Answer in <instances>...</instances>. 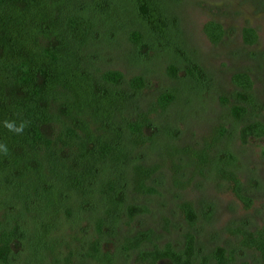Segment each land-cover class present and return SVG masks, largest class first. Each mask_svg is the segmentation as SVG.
<instances>
[{
  "label": "rangeland",
  "instance_id": "obj_1",
  "mask_svg": "<svg viewBox=\"0 0 264 264\" xmlns=\"http://www.w3.org/2000/svg\"><path fill=\"white\" fill-rule=\"evenodd\" d=\"M80 1L95 23L88 47L77 55L71 72L85 89L80 118L92 133L112 126L125 157L113 169H99L87 198L63 192L56 206L33 202L31 212L14 198L0 171V231L14 224V217L22 219L27 231L8 264H52L70 251L75 264H100L85 253L98 236L96 223L106 209L98 184L110 176L122 180L119 211L103 230L113 264H148L140 260V251L167 244L181 251L188 232L196 236V262L222 246L233 253L231 264H264L260 254L243 248L240 235L234 233L239 228L256 232L264 226V139L252 138L244 144L240 137L243 126L264 123V0ZM209 21L225 29L218 45L204 32ZM246 27L258 34L252 46L243 40ZM133 33L140 38L135 40ZM107 71H120L125 78L118 85L106 83L101 74ZM238 73L252 78L251 91L234 85L232 78ZM135 76L144 79L141 90L130 86ZM163 94H173L175 100L165 112L153 115L152 140L138 148L130 146L125 141L127 120L149 110ZM235 106L247 108L243 119L232 115ZM101 114L111 115L110 120L103 123ZM221 126L226 135L212 152V165L200 174L178 150L202 149ZM136 164L157 167L150 181L156 194L144 196L133 190ZM218 167L238 175L243 194L252 201L250 208L234 195L231 183L218 176ZM186 201L193 203L198 215L193 228L180 207ZM130 204L149 209L131 225L125 213ZM143 230H153V240L140 250H123L125 240Z\"/></svg>",
  "mask_w": 264,
  "mask_h": 264
},
{
  "label": "trees",
  "instance_id": "obj_2",
  "mask_svg": "<svg viewBox=\"0 0 264 264\" xmlns=\"http://www.w3.org/2000/svg\"><path fill=\"white\" fill-rule=\"evenodd\" d=\"M80 3V0H0V171L4 173L6 184L11 186L14 198L27 212H31L33 202L56 206L63 192L87 198L91 185L99 177V169L106 166L113 169L125 157L112 126L106 125L103 130L92 133L80 118L81 96L85 89L71 72L76 67L77 55L88 47L95 29L94 21L85 14ZM204 32L213 45H218L225 37L224 27L216 21L207 22ZM133 37L138 40L140 35L133 33ZM243 40L250 46L256 44V30L244 28ZM169 70L175 72L173 67ZM101 78L106 83L118 85L125 76L120 71H107ZM232 81L243 91L254 88L252 78L245 73L235 74ZM144 85L141 76L130 80L135 90H141ZM174 100L173 94H163L149 110L138 114L133 121L127 120L125 141L138 148L152 140L153 115L165 112ZM247 113L245 107L232 109V115L238 120ZM109 117L111 115L103 114V123L109 121ZM226 132L221 126L202 149L187 147L178 153L187 156L202 174L212 165V152ZM240 137L244 144L252 138L264 139V123L256 121L243 126ZM262 154L264 156V147ZM156 172L154 166L134 165L133 190L144 196L156 194L157 190L150 185ZM217 174L231 183L234 195L246 208L252 206L251 199L243 194L237 174L224 167H218ZM52 181L55 186L48 184ZM121 182L119 176H110L98 184L106 200V209L97 220L98 236L89 243L85 257L100 264H113L114 261L107 245L104 246L103 230L119 211ZM180 207L190 228L197 226L198 215L193 203L186 201ZM148 212L146 206L128 205L125 210L127 224L131 225ZM21 220L14 217V224L0 231V263L8 264L17 244L26 238L27 231ZM234 233L240 235V245L258 252L264 263V226L256 232L239 228ZM153 237V230L139 231L125 240L123 250H140ZM74 257L70 251L61 260L54 258L52 264H75ZM196 257V236L192 232L185 235L181 251L167 244L163 249L154 248L139 254L140 260L148 264H231L235 259L233 253L222 246L201 257L199 262Z\"/></svg>",
  "mask_w": 264,
  "mask_h": 264
},
{
  "label": "clouds",
  "instance_id": "obj_3",
  "mask_svg": "<svg viewBox=\"0 0 264 264\" xmlns=\"http://www.w3.org/2000/svg\"><path fill=\"white\" fill-rule=\"evenodd\" d=\"M9 127H11V125H9Z\"/></svg>",
  "mask_w": 264,
  "mask_h": 264
}]
</instances>
